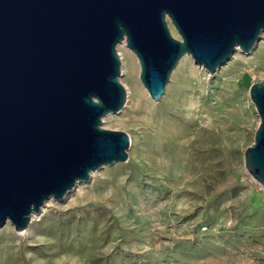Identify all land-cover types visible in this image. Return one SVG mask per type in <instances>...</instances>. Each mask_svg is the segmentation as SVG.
<instances>
[{"label": "rangeland", "instance_id": "rangeland-1", "mask_svg": "<svg viewBox=\"0 0 264 264\" xmlns=\"http://www.w3.org/2000/svg\"><path fill=\"white\" fill-rule=\"evenodd\" d=\"M116 51L126 101L101 126L129 136L127 161L48 200L22 233L6 222L0 264H264V189L244 167L259 123L249 88L264 81V31L213 74L184 55L158 102L124 41Z\"/></svg>", "mask_w": 264, "mask_h": 264}, {"label": "water", "instance_id": "water-1", "mask_svg": "<svg viewBox=\"0 0 264 264\" xmlns=\"http://www.w3.org/2000/svg\"><path fill=\"white\" fill-rule=\"evenodd\" d=\"M263 31L264 0H0V227L22 233L48 200L127 161L129 136L101 126L126 101L117 44L158 102L184 55L213 74ZM249 98L244 167L264 189V81Z\"/></svg>", "mask_w": 264, "mask_h": 264}, {"label": "bare ground", "instance_id": "bare-ground-1", "mask_svg": "<svg viewBox=\"0 0 264 264\" xmlns=\"http://www.w3.org/2000/svg\"><path fill=\"white\" fill-rule=\"evenodd\" d=\"M127 59H128V61H129V70H132L133 72H132V74L134 73L135 74V72H134V69H135V67H134V61H133V58L130 56V55H127ZM131 76V75H130ZM136 90H137V88H136ZM139 91V90H138ZM137 92V91H136Z\"/></svg>", "mask_w": 264, "mask_h": 264}]
</instances>
